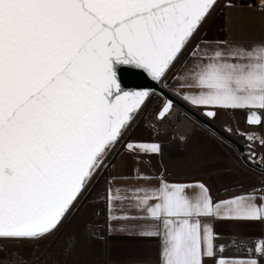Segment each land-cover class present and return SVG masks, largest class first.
Listing matches in <instances>:
<instances>
[{"label":"snow or ice","instance_id":"obj_1","mask_svg":"<svg viewBox=\"0 0 264 264\" xmlns=\"http://www.w3.org/2000/svg\"><path fill=\"white\" fill-rule=\"evenodd\" d=\"M217 3L0 0V264H32L24 250L72 222L108 152L155 91H125L117 66L141 69L156 82L175 80L176 95L209 118L244 111L247 124L264 125V40L197 44L173 71ZM249 6L264 12V0ZM173 107L166 98L157 118ZM248 139L264 145L258 136ZM122 146L162 154L158 142ZM136 179L144 183L107 188L109 231L125 221L121 230L159 240L157 264L264 261V237L217 245L214 228L225 220L264 224V183L214 199L201 181H169L163 173L156 183ZM74 242L70 237L68 247ZM229 250L234 254L225 256Z\"/></svg>","mask_w":264,"mask_h":264},{"label":"crops","instance_id":"obj_2","mask_svg":"<svg viewBox=\"0 0 264 264\" xmlns=\"http://www.w3.org/2000/svg\"><path fill=\"white\" fill-rule=\"evenodd\" d=\"M227 2L229 0H222L218 5L217 26L211 23L212 17L205 29L200 30L193 43L184 50L173 66V71L182 60L189 57L190 51L197 44L211 49L220 40L245 45L264 40V12L249 6L257 1L230 0L234 5L231 8L224 6ZM187 62L190 64L191 59ZM162 82L176 94L175 80L166 79ZM197 109L204 114L203 108ZM209 119L228 131L231 129L229 132L240 139H246L252 130L264 139V125L247 124L244 111L218 110L217 116ZM129 141L158 142L162 154L131 153L122 146ZM250 143L253 149H264L260 139L251 140ZM240 158L228 143L204 127L194 128L185 141H178L168 132L153 134L140 123L133 125L107 157L96 184L93 204L80 207L72 222L60 232L59 239L48 247V264H157L159 240L141 238L121 230L127 223L125 221L113 222L115 231H109L104 199L107 188L119 187L123 192L126 187L144 183L136 179L140 174L154 177L152 182L156 183L163 173L169 181H201L210 188L214 199H223L226 195L234 194L236 189L247 191L258 183L253 171L243 169L234 162ZM113 177L116 179L113 180ZM214 228L221 237L216 241L217 245H231L232 238L238 236L264 237V224L261 223L225 220L215 222ZM89 229L97 231L98 236L91 237ZM70 237H75L71 248L68 247ZM233 254L232 250L224 253L225 256Z\"/></svg>","mask_w":264,"mask_h":264},{"label":"water","instance_id":"obj_3","mask_svg":"<svg viewBox=\"0 0 264 264\" xmlns=\"http://www.w3.org/2000/svg\"><path fill=\"white\" fill-rule=\"evenodd\" d=\"M116 71L118 82L125 91L155 89L154 93L160 97V102L154 111V116L156 118L158 117V112L165 102V99H172L174 101V107H177L192 120L199 123L202 127L228 143L241 158H244L243 155L250 156V153H256L255 149L246 145L236 135L213 122L197 108L192 107L183 101L179 96L169 90L161 81L156 82L151 80V78L148 77L143 70L137 69L133 66L121 65L117 66Z\"/></svg>","mask_w":264,"mask_h":264},{"label":"built area","instance_id":"obj_4","mask_svg":"<svg viewBox=\"0 0 264 264\" xmlns=\"http://www.w3.org/2000/svg\"><path fill=\"white\" fill-rule=\"evenodd\" d=\"M237 1V0H236ZM257 1V0H256ZM159 102L153 104L144 105L143 108L138 113V119L142 126L148 130L150 133L159 134V133H170L178 141H185L188 135L194 128L202 127L199 123L191 120L180 111L177 107H173L172 111L166 115L165 118L158 119L154 116V111ZM184 122V123H183ZM183 136L184 139L180 137ZM248 136H258L257 131H249L246 139L241 138V140L248 146L251 145L248 139ZM252 147V145L250 146ZM255 157L250 159V156L243 155L244 158L239 159V163L253 171L254 176L257 180L256 186L263 183L264 181V149H255ZM254 186V185H253ZM253 186L249 187L252 188ZM238 237H248V236H238ZM253 240L255 237H251ZM251 246V245H249Z\"/></svg>","mask_w":264,"mask_h":264},{"label":"rangeland","instance_id":"obj_5","mask_svg":"<svg viewBox=\"0 0 264 264\" xmlns=\"http://www.w3.org/2000/svg\"><path fill=\"white\" fill-rule=\"evenodd\" d=\"M222 0H218L217 6L216 8L210 13V15L207 17V19L204 21V23L200 26V29L197 33L200 32V30H202L203 28L205 29V26L207 24H209L210 19L212 18L211 23L214 26H217L218 24V13H217V9H218V5ZM203 29V30H204ZM196 33V34H197ZM162 82V81H161ZM163 83V82H162ZM160 99V97L155 94L154 92L152 93L151 97L149 98V100L145 103V106L148 104H153L155 102H157ZM190 118V117H189ZM191 119V118H190ZM192 120V119H191ZM140 123L139 119H138V114L135 116V119L132 121V123L128 126V128L125 130L124 134L135 124ZM141 124V123H140ZM142 126V124H141ZM124 134L121 136V138L124 136ZM120 138V139H121ZM120 141V140H119ZM118 141V142H119ZM118 142L111 148V151L116 147V145L118 144ZM110 151V152H111ZM110 152H108L107 156L105 157L104 161H103V165L101 167V172L98 173V180L102 174V169L104 167L105 161L107 159V157L109 156ZM235 163H237L239 166H241L243 169H248L243 167L240 163L239 160H234ZM96 180V178H94V181ZM96 184L97 182H95L94 187H91V191L88 193L87 199L84 200V202L80 205V207L82 206H88V205H92L94 202V198H95V193H96ZM79 207V208H80ZM60 234V233H59ZM59 234H53L52 236L48 237L46 240L44 241H40L38 243V245L36 247H28L26 248L24 251L27 255V258L32 261V264H48V260H47V249L48 247L53 244L54 241L59 239ZM6 255V253H5Z\"/></svg>","mask_w":264,"mask_h":264},{"label":"bare ground","instance_id":"obj_6","mask_svg":"<svg viewBox=\"0 0 264 264\" xmlns=\"http://www.w3.org/2000/svg\"><path fill=\"white\" fill-rule=\"evenodd\" d=\"M189 118V117H188ZM184 123V122H183Z\"/></svg>","mask_w":264,"mask_h":264}]
</instances>
